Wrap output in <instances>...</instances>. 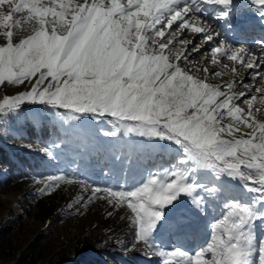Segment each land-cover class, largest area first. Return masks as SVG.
Masks as SVG:
<instances>
[{
    "label": "snow or ice",
    "instance_id": "1",
    "mask_svg": "<svg viewBox=\"0 0 264 264\" xmlns=\"http://www.w3.org/2000/svg\"><path fill=\"white\" fill-rule=\"evenodd\" d=\"M246 2L264 24V0ZM242 8L0 0V87L14 89L0 96V138L24 124L53 130L36 149L52 166L37 194L74 188L76 214L96 202L108 218L125 212L149 262L264 264V39L230 44L207 19ZM244 69L259 83L210 82ZM92 150L103 162L89 172Z\"/></svg>",
    "mask_w": 264,
    "mask_h": 264
},
{
    "label": "rangeland",
    "instance_id": "2",
    "mask_svg": "<svg viewBox=\"0 0 264 264\" xmlns=\"http://www.w3.org/2000/svg\"><path fill=\"white\" fill-rule=\"evenodd\" d=\"M236 3L242 4L243 8L231 15L234 20L247 16L258 17L257 11L245 9L253 8L246 0H236ZM208 12L207 19L219 34L217 39L236 46H248L230 41L228 33L223 31L225 20L215 19L212 9ZM254 22L264 25L259 20ZM261 34V37L253 34V39L248 38L249 34L245 36L250 40V44L254 45L257 40L264 39V33ZM185 38L192 39V36ZM196 59L198 63L205 64L203 58ZM206 66L209 71L218 70L210 64ZM247 73L248 70L244 69L236 76L224 75L211 79L210 82L223 83L236 79L245 80L249 84L259 83L249 79ZM13 90L12 87L7 90L0 87V96ZM236 90L248 91L239 85ZM256 107L262 108L264 105L257 102ZM46 127L33 128L24 124L20 126V132L0 138V146L13 156L16 167L25 168L20 176L10 177V170L5 165H0V264H18L23 253L30 249H37L30 256H36L39 251L40 258H43L37 264H158L155 261L149 262L150 258L144 254L142 246L135 244L125 212H114L113 216L108 218L107 212L110 209L104 202H96L82 213L76 214L75 209L69 210L66 206L75 192L74 188H65L51 196L37 194L41 185L36 184L35 179L38 174L52 168L36 150L41 144L52 139L53 130L50 127L43 133V128ZM32 132L35 134L32 135ZM72 147H75V144ZM20 156L25 159L19 158ZM97 161L103 162V157L92 150L90 155H85L82 163L87 165L86 170L91 172ZM42 202L49 208L46 218H41L37 211ZM7 240L10 247H6L4 251L1 246ZM202 240L203 234L199 237V242ZM132 245L134 248L126 250Z\"/></svg>",
    "mask_w": 264,
    "mask_h": 264
},
{
    "label": "trees",
    "instance_id": "3",
    "mask_svg": "<svg viewBox=\"0 0 264 264\" xmlns=\"http://www.w3.org/2000/svg\"><path fill=\"white\" fill-rule=\"evenodd\" d=\"M46 130H47V127H46V129L43 128V133H45ZM33 134H35V132H32V135ZM19 158H21L23 160L25 159V158H23V156H20ZM0 165H5L10 170V174H9L10 177H13V176L18 177L25 170L24 167L23 168L16 167L17 165L15 164L13 156L6 149H4L1 146H0ZM37 211H38V214L41 218H46V214H48L49 208H46V203L42 202L39 204ZM1 247L3 248L4 251H6V247H10L9 240L5 241ZM36 251H37V249L36 250L30 249L28 251H25L23 253L22 260L18 264H37L38 261L43 259V258H40L39 251H38L36 256H34V257L30 256L32 252H36Z\"/></svg>",
    "mask_w": 264,
    "mask_h": 264
},
{
    "label": "bare ground",
    "instance_id": "4",
    "mask_svg": "<svg viewBox=\"0 0 264 264\" xmlns=\"http://www.w3.org/2000/svg\"><path fill=\"white\" fill-rule=\"evenodd\" d=\"M240 5V4H239ZM247 20V21H245ZM225 29H223V31H232L233 33L236 34V37L238 36V38H241L243 37L244 33L247 32L248 30L249 31H252V32H256L257 35L259 34L258 32V27L254 24H253V21L251 20H248V19H241V20H238V19H235L232 18L231 16L225 21ZM224 31V32H225ZM237 40H241V39H237ZM252 47V46H251ZM249 47V48H251Z\"/></svg>",
    "mask_w": 264,
    "mask_h": 264
}]
</instances>
